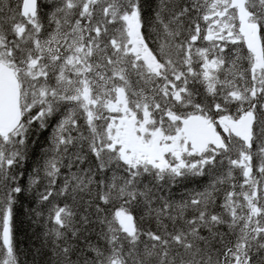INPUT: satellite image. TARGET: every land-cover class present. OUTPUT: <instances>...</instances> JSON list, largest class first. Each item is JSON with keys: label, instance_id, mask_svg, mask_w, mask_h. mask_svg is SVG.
<instances>
[{"label": "snow or ice", "instance_id": "obj_1", "mask_svg": "<svg viewBox=\"0 0 264 264\" xmlns=\"http://www.w3.org/2000/svg\"><path fill=\"white\" fill-rule=\"evenodd\" d=\"M0 264H264V0H0Z\"/></svg>", "mask_w": 264, "mask_h": 264}, {"label": "trees", "instance_id": "obj_2", "mask_svg": "<svg viewBox=\"0 0 264 264\" xmlns=\"http://www.w3.org/2000/svg\"><path fill=\"white\" fill-rule=\"evenodd\" d=\"M12 5H15V0H11ZM154 46V45H153ZM51 129L44 131L38 137H36V143L33 145L32 153L29 161L25 165V179L27 178L28 172L31 171L35 162L39 160L42 149L47 145V138ZM207 178H201L197 182L189 183L188 188H196L202 186ZM183 188H177V192L184 191ZM34 206L31 197H21L20 202L15 208V242L17 249L21 253V259H25V254H28L29 249L33 247L35 242L34 233L38 231L35 225L32 224L29 217V209ZM27 258L30 260L31 256Z\"/></svg>", "mask_w": 264, "mask_h": 264}, {"label": "bare ground", "instance_id": "obj_3", "mask_svg": "<svg viewBox=\"0 0 264 264\" xmlns=\"http://www.w3.org/2000/svg\"><path fill=\"white\" fill-rule=\"evenodd\" d=\"M204 179V178H203ZM204 182H205V180H204Z\"/></svg>", "mask_w": 264, "mask_h": 264}]
</instances>
